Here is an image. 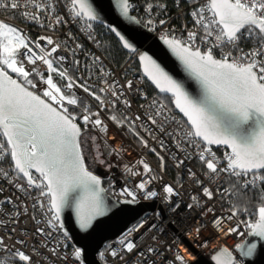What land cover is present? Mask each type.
I'll return each instance as SVG.
<instances>
[{"label": "snow or ice", "instance_id": "6c2138e0", "mask_svg": "<svg viewBox=\"0 0 264 264\" xmlns=\"http://www.w3.org/2000/svg\"><path fill=\"white\" fill-rule=\"evenodd\" d=\"M58 3L59 0H44V2L11 0L8 6L17 10L22 6L31 7L33 11H23L24 17L41 23L42 16L47 15L50 18L48 26L54 27L66 23L57 12ZM116 3L123 16L138 22L135 16H129V9L132 7L129 0H116ZM0 6H4L3 0H0ZM158 6L163 7V5ZM70 10L73 17L81 18L88 29L93 27L91 22L100 19L89 0H70ZM145 10L147 12L153 10L152 0H146ZM205 10L211 13V19L205 17L203 14ZM192 16L195 18V25L203 29V35H199L197 31H188L186 39H178L175 35L168 34L161 35L160 39L180 61L188 79L195 82L198 89L195 95L189 91L184 81L173 77L147 52H139L131 40L116 26L112 24L105 26L115 34L124 49L138 55L147 77L160 93L170 94L175 108L187 117L190 129L181 138L200 149L197 154L208 170L206 175L211 173L218 176L220 173H228L230 177H246L247 179L243 181L244 188H259L260 184H264V0H207L206 4L192 12ZM152 23V20L148 21V24ZM159 24L163 25L165 21L160 20ZM210 37L214 38L215 43L205 51H201L196 46L197 39L208 41ZM246 37H256V39L249 41ZM39 39L54 46L50 51L45 52L40 48L39 42H36L35 47L43 52L42 55H38L30 47L31 42L22 30L0 21V65H2L0 66V135L6 138L7 142L0 143V153L10 154L16 175L27 181V188L19 183L14 186L22 192L27 191L28 188L39 189V197H47L46 212L50 214L47 223L53 230L62 231L63 236L70 239L61 217L62 210L74 206L79 227L88 229L95 217L104 214L105 209L100 195L103 189L100 188V177L89 171L85 164L79 141L81 128L76 123L77 117L69 112L64 103L67 101L68 105H76L77 98L65 95L61 87L54 82L52 73L68 80L64 85L66 89H72L76 81L68 75L67 69L54 67L56 61L49 58L57 52L60 45L54 44L51 37L42 36ZM248 42L254 43L255 46L245 51L240 44ZM76 47L79 48L80 45ZM214 48H220V58L214 55ZM232 49L236 50V56L233 55ZM20 55L25 56L29 64L35 65L37 61H41L47 66L49 73L47 78L41 75V79L47 85L42 96L29 89L28 86L35 88L36 84L30 78V72L25 69L24 62L18 60ZM64 59L65 57L57 58L59 61ZM100 59L99 56H95L93 63L99 62ZM74 63L79 65L80 61ZM6 69L22 77L23 82L10 76ZM31 72L37 73V69L33 67ZM77 86L83 88L84 92L104 106L105 101L101 95L92 91L86 83ZM116 87L115 84L108 85L107 90L113 97L119 99ZM127 87L132 88V81L127 82ZM100 92H105V88H101ZM124 103L129 104L127 100ZM111 104L114 106L115 101ZM151 107L154 114L148 116V120L161 132L176 140L181 130L177 129L175 133H171L166 132L164 128V124L169 122L170 109L167 105L158 103L154 99ZM83 110L89 113L87 106H84ZM92 115L97 117L91 121L95 126L106 128L98 118L99 113ZM157 117L161 120L158 121ZM81 119L87 125L90 122V115L85 114ZM111 119L117 124L128 121L127 116L120 118L113 115ZM135 119L138 121L141 117L136 116ZM172 120L174 121L175 118L173 117ZM136 135L139 136V133ZM152 138L156 139L154 135ZM195 138L203 142V147ZM140 140L145 147L148 146V142L143 137H140ZM212 145H225L231 149L226 153L225 167H218L219 161L212 151ZM161 147H164L163 142ZM177 147L179 148L180 145L177 144ZM151 150L156 151L154 148ZM157 156L163 168L164 158L159 156V153ZM138 163L143 165L145 173L153 171L144 160ZM183 163V160H178L177 166ZM32 169L39 174V178L33 176ZM0 173L4 177L9 176V172L2 168ZM136 174L138 173L133 172V175ZM190 174L195 176L191 171ZM197 183L202 182L197 180ZM137 187L144 190L146 185L140 183ZM230 188H236V184L233 183ZM230 188L218 187L216 192L223 197L229 193ZM164 191L169 195L174 194V188L170 185H166ZM203 193L209 199L214 196L213 191L208 187H203ZM122 194L131 197V200L126 201L127 203L135 202L136 195L133 191L124 188ZM156 195V192L148 191L146 198ZM258 195L261 201H264V188H260ZM6 199L8 203H12L10 197ZM37 204L41 209H45V204L39 199ZM246 210L234 206L229 210L231 215L227 218L232 219L238 211ZM257 215L258 218L249 227L253 234L264 237V202L259 206ZM216 223L221 226L223 221L217 220ZM228 231L235 229L229 228ZM37 233H44V229L37 228ZM46 235L50 240L53 233L48 232ZM2 243L3 238L0 237V244ZM20 243L23 244L24 241ZM119 243L129 253L137 248L127 236ZM44 246H49L47 241L44 242ZM254 248L255 245L244 248L242 256H251ZM38 251L33 247V253ZM50 251L55 255L57 247H52ZM152 251L154 249H148V252ZM4 255L0 253V257ZM12 255L17 258L15 264H40L39 260L23 250L17 249ZM72 255L79 261L82 250L75 248ZM112 255L117 256V253L113 251ZM139 255L143 256L144 253L141 252ZM120 259H123V256ZM177 259L184 261L183 256L180 255ZM213 259L217 264H234L231 254L225 257V254L221 253ZM0 264H5V260L0 259Z\"/></svg>", "mask_w": 264, "mask_h": 264}, {"label": "built area", "instance_id": "2783aa9c", "mask_svg": "<svg viewBox=\"0 0 264 264\" xmlns=\"http://www.w3.org/2000/svg\"><path fill=\"white\" fill-rule=\"evenodd\" d=\"M10 2L11 0H3L4 6H0V21L22 30L31 42L30 47L33 51L42 55L40 48L46 52L54 46L48 45L45 40H40L42 36L51 37L54 44L60 45L57 52L49 58L56 61L54 67L61 70L67 69L68 75L73 77L76 84L72 89H66L64 85L68 83L67 79H61L55 73H52V76L65 95L77 98L76 105H68L67 101L64 103L67 108L72 107L78 111L76 122L81 128L79 141L88 170L100 177L102 182L104 180L107 182L106 192L114 200H131V197L122 194L123 189L128 188L136 195L133 203H155L152 211L140 217L116 239L105 244L100 252L103 264H184V262L190 264L200 257L210 259L219 249H224L231 254L234 264L243 263L238 246H242L247 239L250 218L245 213H237L232 219L227 217L231 215L229 204L232 191L229 179L243 186V181L247 178L230 177L228 173H220L218 176L211 173L206 175L208 170L197 154L200 149L181 138L190 127L184 123L181 115L171 109L159 95L149 91L140 71L135 70L136 54H128L120 65H113L105 60L99 51L102 32L94 26L88 29L81 18L73 17L70 0H59L57 12L66 23L54 27L48 26L50 18L47 15H43L42 22L37 23L23 16V11H33L31 7L22 6L19 10L12 9L8 6ZM129 2L132 5L129 9L130 14L158 38L168 34L175 35L178 39H186L188 31H197L199 35L204 34L203 29L195 25L192 12L206 4L207 0H152L151 12L145 10L146 0H129ZM203 14L211 19V13L207 10ZM149 20L153 23L148 24ZM160 20H164L165 24H159ZM246 40L252 41L250 37H246ZM36 42H39L40 48L35 47ZM214 43L212 37L208 41H201L198 38L196 46L201 51H205ZM76 45L80 47L77 48ZM254 46L252 42L240 44L245 51ZM232 51L236 56V50L232 49ZM213 53L220 58V48H214ZM95 56L101 59L93 63ZM58 57H65V59L59 61ZM18 60L24 62L25 69L30 72V77H33V83L36 84L34 91L42 95L47 85L41 79V75L47 78L49 74L47 66L41 61H37L35 65L29 64L23 55L18 56ZM77 60L80 61L79 65L74 63ZM33 67L37 69V73L31 72ZM128 81H132L131 89L127 87ZM85 83L92 91L101 95L105 101L104 106L84 92L83 88L77 86ZM112 84L117 86L115 90L119 99L113 97L107 90L108 85ZM101 88H105V92L101 93ZM154 99L158 103L166 104L170 109L169 122L164 124V128L166 132L171 133L180 129V136L176 140L165 132H161L148 120V116L154 114L151 107ZM125 100L129 102L128 105H125ZM112 101H115L114 106L111 104ZM84 106L88 107L89 113L84 112ZM95 113H99L98 118L106 128L95 126L91 122L97 118L92 115ZM85 114L90 115V122L87 125L81 119ZM110 115H117L120 118L127 116V127L117 124ZM136 116H140L141 119L137 121ZM157 119L161 120L159 117ZM136 133H139V136ZM153 135L156 139L152 138ZM140 137L148 142L147 147L141 142ZM195 139L203 147V143L198 138ZM161 142L164 147H161ZM177 144L180 145L179 148ZM153 148L156 149L155 157L159 158L157 156L159 153V156L164 158L163 162L170 167L175 179L163 172L151 157L150 152ZM212 151L219 161L218 167H225L226 153H229L231 149L218 147L212 148ZM0 157H3L0 158V168L9 172L8 177L0 173V189H2L0 191V237L3 238L0 253L5 254L0 259L5 260V264H12L13 261L15 263L17 258L12 253L19 249L31 254L34 259L40 261V264H85L82 259L77 261L72 255L77 248L73 240L65 238L62 231L53 230L47 223L50 216L46 212L47 197H39L40 190L36 188H28L25 192L16 188L14 186L16 183L27 188V181L11 170L8 153H0ZM140 160H144L153 171L145 173L143 165L138 163ZM178 160H183L184 163L177 166ZM190 171L195 173V176H192ZM101 172L104 174L103 177L100 176ZM133 172L138 174L133 175ZM32 174L39 178V175L33 171ZM153 176L156 178L151 179L150 177ZM197 180L202 183L198 184ZM140 183L146 185L144 190L137 187ZM166 185L174 188V194L165 193ZM203 187L213 191L212 199L204 195ZM218 187L222 189L229 187L230 191L222 197L216 192ZM148 191H154L157 195L146 198ZM9 197L12 203L7 202L6 198ZM37 199L45 204V209L39 207ZM174 214L178 215L176 219L171 218ZM217 220L223 221L221 226L217 225ZM37 228H43L44 233H37ZM229 228L235 231L230 232ZM48 232L53 233L50 240L46 235ZM125 236L137 245L131 253L119 243ZM20 241L24 243L21 244ZM46 241L48 247L44 246ZM33 247L39 250L38 253L32 252ZM52 247H57L55 255L51 254ZM149 248L154 251L148 252ZM113 251L117 253V256L112 255ZM141 252L144 253L143 256L139 255ZM178 255L183 256L184 261L178 260ZM121 256L123 259H120Z\"/></svg>", "mask_w": 264, "mask_h": 264}, {"label": "water", "instance_id": "95a60500", "mask_svg": "<svg viewBox=\"0 0 264 264\" xmlns=\"http://www.w3.org/2000/svg\"><path fill=\"white\" fill-rule=\"evenodd\" d=\"M89 3L93 5L94 9L97 11L100 17L98 21H94L91 23L100 26L107 32L110 31L105 26L106 24H112L113 26H116L118 30H120L131 40V42L138 49L139 52H147L150 56L153 57V59L157 61V63H159L173 77H175L178 80L184 81L189 91H191L194 95L197 93L198 89L195 82L188 79L187 74L184 72L183 66L181 65L180 61L171 52V50L167 47V45H165L160 38L154 36L149 30H147V28H145L138 20H137L138 22H134L130 20L128 17L123 16L119 11L116 0H89ZM129 16H133V15H131L129 12ZM116 39L118 40L117 37ZM124 50L128 54H136V53H132L128 49H124ZM136 57H137L136 59H137L139 71L143 79L158 94H160L161 96H166L171 99L170 94L159 92V89L156 88L155 84H153L152 81L144 73L143 66L140 63L137 54ZM13 78L19 80L17 77H13ZM171 105L173 109L177 113H179L181 117L188 124L187 117H185L183 113L179 111V109L175 108V105L172 103V100H171ZM211 147L228 148L225 145H212ZM12 164L14 167V161H12ZM31 171L36 173L34 169H32ZM36 174L39 175L38 173ZM100 176L103 177L104 174L101 172ZM100 188L103 189L100 195L103 200V207L105 211L103 215L95 217V219L92 221L91 226L88 229H81L79 227L78 217L76 215V209L74 206L64 208L61 213V217L64 221L65 228L69 233V237L73 240L77 248H80L82 250L81 259L85 264H101L98 258V254L101 252L105 244L111 240L116 239L131 224H133L143 215H146L147 213L152 211L155 207L154 202L127 203L126 201L128 200L117 201L112 199L107 194L106 190L103 188L102 179L100 183ZM251 245H255L253 254L251 256H242L241 253L243 249ZM239 251L243 258V263L241 264H264V237L256 236L255 234H253L250 228L248 231L247 239L242 244V247L239 248ZM221 253H224L225 257L227 256V254H229L224 249H219L213 254V256L210 259L200 257L194 262H190V264H217V262L213 259V257L218 256Z\"/></svg>", "mask_w": 264, "mask_h": 264}, {"label": "trees", "instance_id": "16d2710c", "mask_svg": "<svg viewBox=\"0 0 264 264\" xmlns=\"http://www.w3.org/2000/svg\"><path fill=\"white\" fill-rule=\"evenodd\" d=\"M165 1V0H162ZM92 25L99 30L100 32H102V43L101 46L99 48V51L101 53V55L103 56V58L105 60H107L110 64L113 65H120L124 62V60L126 59L128 53L125 52V50L122 48V46L119 44L118 40L116 39L115 35L105 31L103 28H101L98 25H95L92 23ZM252 41H254L256 39V37H250ZM2 66V65H0ZM8 71V73L13 76V77H17L19 79L20 82H23V78L19 77L16 73H12L10 69H6ZM135 70L139 71V67L138 64L135 62ZM33 81V77H30ZM147 87L149 89V91L151 93L157 94L159 95L164 101L165 103L171 108L173 109L172 105H171V99L166 97V96H161L160 94H158L147 82ZM27 86V85H26ZM29 89L34 91V88H31L30 86H28ZM42 96V95H41ZM69 112L72 113L73 115H75L76 117L78 116V111L72 107L68 108ZM182 120L184 121V123L186 125H188L186 123V121L182 118ZM127 127L126 122L123 124ZM189 126V125H188ZM127 130L131 133L130 129L127 128ZM0 142L1 143H7L6 139L0 135ZM151 157L154 159V161L158 164V166L162 169L163 172H165L167 175H169L172 179L174 178V173L172 172V170L170 169V167L168 165H166V163L163 162V168L161 167V162L159 161V158L155 157L156 154L155 152L151 151L150 152ZM9 160L8 163L11 167V170L15 173L13 164H12V160L10 157V154H8ZM233 183L236 184V188H231V200H230V204L229 207L233 208L238 207L241 209H247L246 211H238L237 213L239 214H247L250 218L251 223L255 222V219L257 218V211L259 206H261V203L264 201H261L258 193L260 188H264V184H260L259 188H244L242 185L237 184V182H235L233 179H229V185L231 186ZM103 188L105 190H107V182L104 180L102 182ZM98 258L101 262V264L104 263L103 258L101 256V253L98 254ZM12 264H15L14 261L11 262ZM9 264V263H7Z\"/></svg>", "mask_w": 264, "mask_h": 264}, {"label": "bare ground", "instance_id": "6f19581e", "mask_svg": "<svg viewBox=\"0 0 264 264\" xmlns=\"http://www.w3.org/2000/svg\"><path fill=\"white\" fill-rule=\"evenodd\" d=\"M58 55H60V54H58ZM177 217H178L177 214H174V215L171 216L172 219H176Z\"/></svg>", "mask_w": 264, "mask_h": 264}, {"label": "rangeland", "instance_id": "374dc122", "mask_svg": "<svg viewBox=\"0 0 264 264\" xmlns=\"http://www.w3.org/2000/svg\"><path fill=\"white\" fill-rule=\"evenodd\" d=\"M111 117L113 116V115H110Z\"/></svg>", "mask_w": 264, "mask_h": 264}]
</instances>
